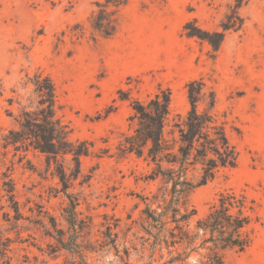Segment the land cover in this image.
<instances>
[{
  "label": "rangeland",
  "instance_id": "obj_1",
  "mask_svg": "<svg viewBox=\"0 0 264 264\" xmlns=\"http://www.w3.org/2000/svg\"><path fill=\"white\" fill-rule=\"evenodd\" d=\"M233 5L234 0H0V234L9 240L11 264H84L55 239L63 232L69 240L70 234L67 201L50 174L54 165L47 172L44 157L32 149L16 156L2 149L23 108L36 105L35 75L52 81L56 115L70 128V141L92 144L68 191L79 196V218L89 224L77 240L93 250L85 254L86 264H123L105 237L108 226L111 239L118 236L119 255L128 249L129 264L148 261L136 252L142 210L160 182L145 180L149 167L134 155L118 157L116 148L136 126L132 100L146 103L168 90L170 120L183 119L191 81L213 92V113L239 158L235 169L220 172L189 203L202 218L220 193L234 191L253 201L259 217L253 243L225 264H264V0L239 9L241 29L228 32L214 53L206 40L221 31ZM188 23L202 40L186 35ZM110 24L116 33L104 38ZM206 107L207 101L198 103L199 111ZM64 166L74 170L70 157Z\"/></svg>",
  "mask_w": 264,
  "mask_h": 264
},
{
  "label": "trees",
  "instance_id": "obj_2",
  "mask_svg": "<svg viewBox=\"0 0 264 264\" xmlns=\"http://www.w3.org/2000/svg\"><path fill=\"white\" fill-rule=\"evenodd\" d=\"M249 1L234 0L220 25L221 31L208 36L206 41L214 53L220 49L228 32L241 29L243 22L238 11ZM191 26L188 23L184 27L186 35L202 40L198 34L189 31ZM102 33L104 38L113 37L116 25ZM32 85L37 95L36 105L31 102L33 106L23 108L17 128L9 130L3 137L2 149L11 148L14 156L32 149L44 157L47 172L51 164L54 165L50 174L58 180L59 192L67 201L64 212L70 234L69 240L63 239V232L55 239L59 247L73 252L86 264L85 254L93 250L77 240L82 238L89 224L79 218V196L68 191L80 176V158L91 154L92 144L70 141V128L56 115L55 88L48 77L35 75ZM186 88L190 110L183 119L176 115V120H170L168 90L161 91L146 103L132 100V118L137 123L116 148L118 157L134 155L149 167L145 180L160 182L151 199L144 198L139 249L136 250L140 261L148 259L143 264H190L191 259L194 264H225L229 255H240L250 248L254 226L259 222L254 202L234 191L220 193L207 214L196 218L197 212L189 203L190 196L213 181L220 172L235 169L239 153L231 144L225 125L218 123L213 113V92H206L201 81H191ZM201 101H207V107L199 111ZM67 157L74 163V170L69 172L64 166ZM7 187L6 195L13 201L14 189L9 184ZM13 211L15 217L20 216L18 207ZM15 217L14 220L19 219ZM52 228L55 229L54 224ZM107 230L105 237L112 241L119 261L129 264L128 249L124 247L123 256H120L116 246L118 236L114 234L111 239L110 226ZM8 243L9 240L0 234V264H11V259L6 256Z\"/></svg>",
  "mask_w": 264,
  "mask_h": 264
}]
</instances>
